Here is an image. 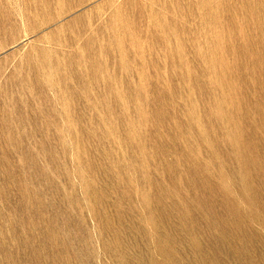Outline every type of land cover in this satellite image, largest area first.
<instances>
[{
  "label": "rangeland",
  "instance_id": "374dc122",
  "mask_svg": "<svg viewBox=\"0 0 264 264\" xmlns=\"http://www.w3.org/2000/svg\"><path fill=\"white\" fill-rule=\"evenodd\" d=\"M0 264H264V0H0Z\"/></svg>",
  "mask_w": 264,
  "mask_h": 264
}]
</instances>
